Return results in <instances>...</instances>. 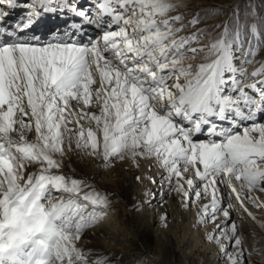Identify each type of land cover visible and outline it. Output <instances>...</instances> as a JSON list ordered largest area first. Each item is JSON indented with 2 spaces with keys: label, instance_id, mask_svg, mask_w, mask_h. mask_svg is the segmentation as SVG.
<instances>
[{
  "label": "snow or ice",
  "instance_id": "6c2138e0",
  "mask_svg": "<svg viewBox=\"0 0 264 264\" xmlns=\"http://www.w3.org/2000/svg\"><path fill=\"white\" fill-rule=\"evenodd\" d=\"M184 7L0 0V264H115L84 243L111 199L83 161H147L226 264H255L243 222L264 211V12L209 25L213 3Z\"/></svg>",
  "mask_w": 264,
  "mask_h": 264
},
{
  "label": "bare ground",
  "instance_id": "6f19581e",
  "mask_svg": "<svg viewBox=\"0 0 264 264\" xmlns=\"http://www.w3.org/2000/svg\"><path fill=\"white\" fill-rule=\"evenodd\" d=\"M238 1L242 0H179L182 6H186L183 11L191 9L193 12H203L202 5L208 2L213 3L217 11L227 4H231L230 8L233 6L234 10ZM40 31L47 29L41 28ZM148 168L147 161H142L140 170L117 164L111 171L102 170L90 161L79 162L77 170L92 177L100 188L107 190L111 199L107 215L90 231L84 243L98 256H107L115 262L121 261V264H136L149 252L153 259L168 264H222L216 262V256L222 257L217 246L206 239L212 225L200 227L195 223V208L186 211L171 193L160 194L161 181L155 167L151 169V176L156 178V185L135 179L136 176H147ZM149 189L157 192V196L151 204L143 203L151 199L150 195H143ZM253 212L255 223L245 218L243 228L250 233L248 242L255 246L250 259L255 264H264V211L253 209ZM164 213H167L166 222L162 219ZM234 215L238 217L239 213ZM151 238L153 245L150 244Z\"/></svg>",
  "mask_w": 264,
  "mask_h": 264
},
{
  "label": "rangeland",
  "instance_id": "374dc122",
  "mask_svg": "<svg viewBox=\"0 0 264 264\" xmlns=\"http://www.w3.org/2000/svg\"><path fill=\"white\" fill-rule=\"evenodd\" d=\"M213 1H218V0H213ZM222 1H227V0H222ZM236 3H237L236 8H237V6H239L241 13H243L244 10L247 9V8H255V9H259L262 12H264V0H242V1H238ZM224 7L221 8V9H218V11L214 9L213 15H214L215 18H210L208 20V23H213L214 22L213 25L218 24L221 21H224V20L228 19L230 16H232L234 10L236 9L235 8L234 10H232L233 6H232V8H230L231 4L224 5ZM231 10H232V12H231ZM151 174H152V171H149V168H148L147 176L148 175L151 176ZM143 184H144V182H143ZM130 201H131V199H130ZM162 201H163V199H162ZM186 211H189V210H186ZM200 227H202V226L200 225ZM152 240H153V238L150 239V244L151 245H153V241ZM121 255H123V254H121ZM152 255L153 254L151 252H149L147 254H144V257L140 260L139 264H148V263H151V264L152 263L153 264H168V263H164V262H162L160 260L153 259ZM216 258H217L216 262H221L222 264L225 262V258H223V257H219L218 258L216 256ZM219 259H220V261H219ZM115 264H121V261H116Z\"/></svg>",
  "mask_w": 264,
  "mask_h": 264
}]
</instances>
